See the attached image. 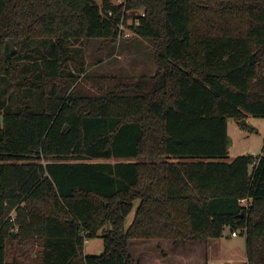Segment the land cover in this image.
Here are the masks:
<instances>
[{
	"label": "trees",
	"instance_id": "obj_1",
	"mask_svg": "<svg viewBox=\"0 0 264 264\" xmlns=\"http://www.w3.org/2000/svg\"><path fill=\"white\" fill-rule=\"evenodd\" d=\"M100 1L0 0V264H23L6 260L16 239L38 264H138L131 239L226 227L245 233L241 264H264V145L225 160L228 118L264 117V0ZM123 26L155 72L84 88L82 41Z\"/></svg>",
	"mask_w": 264,
	"mask_h": 264
},
{
	"label": "rangeland",
	"instance_id": "obj_2",
	"mask_svg": "<svg viewBox=\"0 0 264 264\" xmlns=\"http://www.w3.org/2000/svg\"><path fill=\"white\" fill-rule=\"evenodd\" d=\"M101 3L100 0H98ZM119 3L120 0H112ZM125 34H128L125 36ZM84 54V71L79 81L83 87L92 91L95 86L90 77L101 74H118L139 76L153 74L156 70L153 58V43L148 39L136 37L127 27H122V35L116 42L90 38L81 43ZM57 101L51 100L47 107H54ZM241 121L233 118L227 120V132L230 144L226 161H231L238 155L259 156L264 145V117L248 115ZM175 160V159H172ZM93 161H104L95 159ZM105 161L114 162L115 159ZM1 163V162H0ZM137 204V202H136ZM135 204V205H136ZM131 212L125 220L127 227L132 219ZM19 229L14 226V232ZM226 227L218 238H211L207 242L196 241L186 243H172L170 240H129V251L138 264H241L246 260L245 233L241 229ZM101 232L98 236L85 241L83 252L96 254L103 249ZM40 246L37 242L12 240L7 248V262L15 257L23 264H38Z\"/></svg>",
	"mask_w": 264,
	"mask_h": 264
},
{
	"label": "built area",
	"instance_id": "obj_3",
	"mask_svg": "<svg viewBox=\"0 0 264 264\" xmlns=\"http://www.w3.org/2000/svg\"><path fill=\"white\" fill-rule=\"evenodd\" d=\"M128 35V34H125V36ZM246 199H240V203L243 204L244 206H247L248 203H246ZM11 219H14V216L12 215L11 216ZM232 235H236V232H232Z\"/></svg>",
	"mask_w": 264,
	"mask_h": 264
},
{
	"label": "water",
	"instance_id": "obj_4",
	"mask_svg": "<svg viewBox=\"0 0 264 264\" xmlns=\"http://www.w3.org/2000/svg\"><path fill=\"white\" fill-rule=\"evenodd\" d=\"M250 62L251 63H254V60H253V54L250 56ZM245 121L244 120H241V124H244ZM100 253V252H99Z\"/></svg>",
	"mask_w": 264,
	"mask_h": 264
},
{
	"label": "crops",
	"instance_id": "obj_5",
	"mask_svg": "<svg viewBox=\"0 0 264 264\" xmlns=\"http://www.w3.org/2000/svg\"><path fill=\"white\" fill-rule=\"evenodd\" d=\"M149 240V239H148ZM150 240H159V239H150ZM162 240H164V239H162ZM246 259V258H245ZM245 261V260H244ZM243 261V262H244ZM231 263V260H229V264Z\"/></svg>",
	"mask_w": 264,
	"mask_h": 264
}]
</instances>
